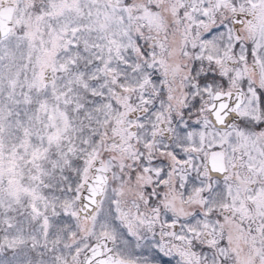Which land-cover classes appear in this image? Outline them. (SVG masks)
<instances>
[{
    "label": "snow or ice",
    "instance_id": "snow-or-ice-1",
    "mask_svg": "<svg viewBox=\"0 0 264 264\" xmlns=\"http://www.w3.org/2000/svg\"><path fill=\"white\" fill-rule=\"evenodd\" d=\"M0 264H264V0H0Z\"/></svg>",
    "mask_w": 264,
    "mask_h": 264
}]
</instances>
